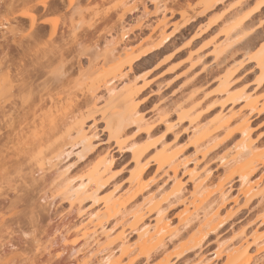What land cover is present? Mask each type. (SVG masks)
Instances as JSON below:
<instances>
[{
    "label": "rangeland",
    "instance_id": "obj_1",
    "mask_svg": "<svg viewBox=\"0 0 264 264\" xmlns=\"http://www.w3.org/2000/svg\"><path fill=\"white\" fill-rule=\"evenodd\" d=\"M7 1L8 0L0 1V23L4 20H8V17L5 15V13L8 12L6 10L7 5L5 6V4L9 3V1ZM60 1L62 3L64 2V5H62ZM60 1L55 0V5H58L57 7H59L60 10L51 11L50 7L48 9V11L53 14L63 13V22L61 21V23L56 26V33L59 37L58 43H62L65 35L70 33L73 29L71 9L66 7L65 0ZM67 1H69L67 2L69 4L73 3V0ZM75 1L76 3L80 2V4H82V9L87 11L82 16L79 13L77 14L76 24L79 26L77 27L76 25V27L79 29V32H86L89 36V40L84 46L83 55L79 54L81 49L77 47L76 54L66 58V67L64 69L67 71L66 75L68 77L65 78L62 74H59L60 70L58 66L55 67V65H59V63L56 62V64L53 65L54 67L50 68L53 72V69L58 70L59 73L57 74L59 78L62 76L63 78L61 77V79L64 81V88L59 95H56V91L53 92V94L58 97L57 100L62 103L61 105L64 106L63 108L66 109L67 112H71L77 107H83L86 101L91 98L93 92L92 83L96 82V80L99 79L104 81L115 78L114 81H117L116 86L121 88L125 78L134 79L138 87L149 88L146 94L140 97L138 101L141 100V102H143L144 99L150 100L141 111L149 124H153L154 128L158 126L161 134L165 132L166 128L164 123H161L162 121L159 120L158 113L166 115L165 118L175 122L177 119L176 110L179 106L185 104L184 102L188 101V99H190L189 97H192V95L194 96V94L195 96H200L204 103L213 107L210 113L215 114V112H218L220 108L215 104V100L218 98L215 94V90L219 85L220 77L235 70L240 64L249 62L245 56V48L247 45L254 43L256 47H259L264 43V32L255 29L247 33L246 37L234 36L227 42L224 30L229 27V25L236 22V18L232 19L231 17V19H227L230 14L232 16L236 13V0H221V3L212 9L206 8L209 0H162L166 8L164 7L161 9V12L157 11L156 2L152 0H141L140 2L138 0H74V2ZM253 1L256 3L258 0ZM126 2H128V5L125 6ZM141 2H145V6H141ZM136 3L139 5L138 10L135 13L128 14L126 10L135 6ZM61 7H63V9H61ZM243 15L244 14H241L239 18ZM81 19L84 21L83 23H80ZM185 19H191L190 24L177 32L175 29H177ZM9 22L11 21L9 20ZM51 32L52 29L49 27L48 34L52 35ZM125 33L128 38L123 36ZM169 34L172 36L171 42L162 49L146 55L140 61L134 63L131 69L127 65L120 66L121 60L127 55H136L149 45H152V43L155 44L159 42V40L161 41L166 38V36L168 37ZM37 35L41 36L42 33L38 32ZM53 39L56 40L57 37H53ZM34 43L39 47L38 42L34 41ZM113 43L117 46L114 55L112 57L110 56V58L102 56L106 44ZM220 44L222 45L220 56L217 55L215 58L214 50L216 46H221ZM54 46L57 47L58 44H54L53 47ZM13 47H15V45H13ZM50 49L52 48L46 50L41 49V51L48 52ZM4 51L5 49L0 48V61L4 63V65L0 67V72L4 75H7L9 72L12 73L11 79L13 80H9L13 81L11 93L14 96L9 102L6 101L4 104H0L1 108L3 107L0 109V166L3 165L5 168L4 170L2 166L4 171H2L1 167L0 170L4 174L8 173L6 175L0 173V178L2 179L0 180V257L2 260H47L50 258V254L47 251L43 250L39 254L35 253V239L38 238L42 241L40 247L43 249L42 246L45 247L49 244L47 236H52V232H54L58 226L62 227L65 225V229L63 228V230L69 227L71 234L77 237L68 240L71 241L68 242L69 246H77L76 244L79 242L78 234H76L78 231L77 226L80 225L82 220L86 219L88 213L100 209L101 205L99 202L94 204V201L85 195L81 198V202L79 201L82 215H85V218L77 219L74 218L73 215L64 218L70 211L68 198L62 195L61 197H55L57 192L55 193L54 186L48 187V179H50L51 175L49 173V175L42 173L35 164L33 165L34 162L31 160L27 161V163L24 162L28 160L25 159V157L29 156L23 152L24 149L25 151L27 150V147L35 149V152L38 151L37 149L43 148V150L40 151L44 154L41 155L45 157L49 154L48 151H51L50 148L52 146L67 142L76 143V141H73V137H68L60 142L55 140L50 147L47 144H43L45 147L46 145L48 147L45 148L41 145V148H36V144H34L35 146L32 145L34 140L28 138L34 130H31V128L34 127H31L29 130L28 128L26 129L28 130V134L27 132L25 134L26 130L19 133L20 128L18 127V122L23 113H21L22 103L20 102V98L16 97L18 95L16 82L19 80L16 73L19 72L20 69L15 59L11 61L2 60L4 59ZM190 55L194 57L193 63L195 67L193 70L189 71L192 64ZM90 62L93 64V69L91 70L88 69L90 67L89 64H91ZM254 67L255 65L251 64L247 72L238 75L235 73L232 77V86L235 88L242 86L254 88L252 85L254 79L253 73L255 71ZM51 70L47 69V71ZM47 71L45 73H48L49 80L56 82L58 78L57 74L54 73L56 74L54 78V74L52 73L50 75ZM3 74L1 75L3 78H10L9 74L8 76H3ZM1 76L0 78H2ZM247 76H250V79L244 82ZM41 78L36 80L32 87L35 90L32 99L34 100L37 98V100L35 99L36 102L39 101L37 97L39 96L38 93L41 92L42 95L46 94L47 90L45 89H52L51 86L55 84H48L46 82L42 84L40 80H43L44 77L41 76ZM198 79L202 82L197 86H193V82ZM14 81H16L15 84ZM24 94H28V91ZM95 95L97 96L98 103L97 111L86 120L85 126L86 130H88L91 135L95 136L92 140L93 148L84 157H79L78 154L81 153L82 147L76 146L71 148V145L68 146L66 148L67 152L73 151V153L61 163L59 168L61 171L67 170V176L74 180V184H79L85 168H87L98 155L107 154L108 156L114 157L117 163L115 170L121 173V178L117 184H120L122 188H127L128 185L125 184L124 181L129 175V170L133 167L131 163V154L116 152L114 143L108 139L105 122L102 120V108L106 105L108 95L104 88L96 91ZM45 99V102L43 104L41 103V105L38 102L40 107L44 106L42 107V110L45 108L44 113H46V110L48 112L49 105H52L48 96H46ZM36 105V109L40 108L38 104ZM240 106L241 103L236 106V109L240 108ZM110 109L112 110L113 108L110 107ZM4 111L5 113L7 111L9 113H6L8 115L5 118L1 114ZM40 111L38 114L40 113L42 115L43 112L41 113ZM11 118L13 120H11ZM36 119L38 120V117ZM26 122H30L33 125L32 120ZM26 122L24 123L27 125ZM29 125H27V127H29ZM262 125H264V115L260 117H257V115L250 116L252 139L257 146L264 150V142H262L264 132H262L261 129ZM135 132L136 129L129 131L128 135L130 138H135ZM142 137L145 138L146 136L144 135ZM190 137L191 129L188 123H184L182 125H177L167 139V142L171 143L176 141L183 147L184 151L182 152L181 160L186 161L185 167L182 166L178 174L179 179L184 182V192L180 196L181 198H172L168 202L163 203V209L165 210L164 215L172 220L174 226L178 224L177 215L185 209L195 190V183L190 179L191 176L188 175V172L198 170L197 172L199 174L202 173L204 175L206 170H211V174L206 181H211L213 184L212 186H215L219 183V180H224L229 175L225 171L226 166L220 160L221 156L234 151L235 142L240 140V136L238 135L233 143L225 150L218 151L216 149L212 152V154L216 152L214 155L203 159L202 154L196 150L195 147L189 145ZM31 140L32 143L30 142ZM23 144H26L27 147ZM30 148H28V150ZM34 151L32 156L35 155L34 157H36V153L39 152L35 153ZM45 153H47V155ZM17 154H19L20 157H18ZM20 159L23 164V166L20 167V169L23 170L21 174L20 172L17 173L15 170V168H17L15 162L17 161L18 163ZM35 166L37 169L34 168ZM31 168L33 170H31ZM30 171L36 176L37 180L34 183L29 181L30 178L28 177L32 175H29ZM162 173L163 172L157 173L156 167H152L149 175L150 186L143 196L140 197L139 203L148 196L153 194L159 195L166 190L169 191L173 184L172 178H168L165 172ZM2 176H7L8 181L7 177L4 178L6 180L3 181ZM33 177L34 176H31V178ZM229 180L226 186L228 192L227 201L222 205L221 200L215 197V203L212 207L214 213L217 210L220 211L221 220L225 221L226 224L216 233L210 235L201 249L180 256L178 253V246H171L170 244L165 255H160V251H156L153 253L151 260L147 261L145 258H141L134 264H159L165 256H170L172 264H197L200 256L206 258L209 261L208 264H225L226 256H222L220 259H217L215 256V252L218 251L219 246L227 248L235 241L237 244L240 239L252 242L256 233L262 236L264 240V167L260 168L253 177V181L258 183L255 191L256 193H260L262 198H254L247 205L246 200L242 196H239L241 183L238 181V177H232ZM114 187V185H108L99 192V195H105L112 191ZM53 193L55 194L53 195ZM51 194L53 197L50 196ZM47 196L52 197V199L58 198L55 208L49 209L48 202L44 201V198ZM237 199L238 201L236 202ZM240 211H242L241 214L238 213ZM231 214L233 215L230 218ZM155 217L156 215L154 213L148 214L146 221L154 223L153 219ZM196 220L193 221V224L199 223V221ZM4 222L5 224H3ZM67 222H70L68 226L66 225ZM110 223L107 226L109 230L112 228L114 233L120 227V222L118 223L116 220H113L112 222L110 221ZM26 232L33 233L32 240H25ZM128 232H130V230H128ZM75 239L78 241H75ZM128 239L135 241L137 235L130 234ZM167 242H169V240H167ZM12 243L14 248H12ZM12 249H15L16 253L13 252ZM61 250L62 248L58 246H55L53 250V252L58 253L57 258L59 260L66 256V254L62 255ZM254 251L255 248L252 252ZM258 258H260L259 262ZM255 260L258 264H264V254L257 256ZM65 262L67 264H76L73 258H65L64 264H66Z\"/></svg>",
    "mask_w": 264,
    "mask_h": 264
},
{
    "label": "bare ground",
    "instance_id": "obj_2",
    "mask_svg": "<svg viewBox=\"0 0 264 264\" xmlns=\"http://www.w3.org/2000/svg\"><path fill=\"white\" fill-rule=\"evenodd\" d=\"M8 1L9 3L5 4V6L7 5L6 10L9 12V6L12 4L13 0ZM138 1L140 2L141 0ZM152 1L156 2L157 11L161 12V9L164 7L166 8V6L163 5L164 0ZM236 1V15L233 14L231 16L230 14V16L227 17V19H231V17L232 19L236 18V22L229 25V27L224 30L227 42L234 36L246 37L247 33L252 32L254 29L264 32V0H258L256 3H254L253 0ZM47 2L50 5L51 11L60 10V8L57 7L58 5H55V0H47ZM63 3L62 5H64ZM138 3L127 9L126 12L128 14L135 13L139 8V5H137ZM220 3L221 0H209L206 8H215ZM76 4L82 9V4H80V2ZM126 5H128V2L125 3V6ZM141 6H145V2H141ZM61 9H63V7H61ZM85 12L87 11L84 9L83 11L78 10L76 16L78 13L82 16ZM241 14L244 15L239 18ZM190 21L191 19H185L175 30L178 32L180 29L188 26ZM78 26L79 25H77V27ZM123 36L128 38L126 33ZM171 37L172 36L169 34V36H166L163 40H159V42L155 44L152 43V45H149L142 51L140 50L141 52L138 54L127 55L121 60L120 66L127 65L131 69L134 63L140 61L146 55L168 45L171 42ZM116 49L117 46H115V43L106 44L102 56L110 58V56L112 57L114 55ZM221 49L222 45L216 46L215 50L213 49L215 58L217 55L220 56ZM245 49V56L249 62L240 64L235 70L220 77L219 85L215 90V94L218 96L215 100V104L220 110L215 112V114L210 113L213 107L204 103L200 96H195L194 94V96L192 95V97H189L190 99L186 101L187 103L184 102L185 104H182L176 110L177 119L175 122L165 118L166 115L158 113L159 120L162 121L161 123H164L166 128L165 132L162 134L158 126L156 125L157 128H154L153 124H149L142 114L141 110L146 107L150 100L144 99L143 102H141V100L138 101L140 97L146 94L149 88L138 87L135 80L128 77L123 80L121 88L116 86L117 81H114L115 78L104 81L99 79L96 80V82L92 83L93 92L91 98L86 101L85 105L83 107H77L71 112H67L66 109L63 108L64 106L61 105L62 103L57 100L58 97L56 96L57 94L59 95L64 88V81L61 77H68L66 75L67 71L64 69L66 67V59L62 64V68L58 67L60 73L56 69H53L54 72L50 69L54 67L53 65H55L56 62L61 65V58L58 55V46L52 47L50 51L48 50L52 62L44 61V63L47 64V69L51 70L47 71L50 75L52 73H59L62 74V76L59 78L57 74L59 79H55V84L51 86L52 89H45L47 92L43 94L44 96L41 92H37L39 101L36 102L37 98H35L36 100L34 99L35 101L32 99V95L35 91L32 87L37 79L32 76H27V78H25L27 86L21 91L20 85L22 81H17L15 78L17 82L14 81V84L15 82L17 83L16 87L18 89V95L16 97L20 98V102L22 103L21 113H23L18 122V127L20 128L19 133L27 128L29 130L31 127H34L31 128V130L34 129L33 133L31 132L32 135L30 134L29 137H26L34 140L33 143L32 140L30 142L32 145L36 144L38 146L34 145L36 148H41L43 144H47L50 147L55 140L60 142L68 137H73V141H76V143L67 142L52 146L50 148L51 151H48L49 154L47 155L48 152L45 153L47 155L45 157L42 151H40L43 150V148L37 149L38 151L36 152L39 153H36L34 151L35 149L26 146L27 143L23 144L27 147V150L25 151L24 149L23 152L29 155L26 157L24 156L25 159H28L24 162L27 163V161L31 160L34 162L33 165L35 164L42 173H49L51 175L50 179H48V187L54 186V191L55 193L57 192V195L53 193L55 197H61L62 195L68 198L70 211L64 218L70 215H73L74 218L77 219L85 218V215H82V209L80 207V200L85 195L92 199L94 204L99 202L101 205L100 209L87 214L86 221L80 220L81 223L77 226L78 231L76 233L78 234L79 240L78 244L75 243L77 246H69L68 242L71 241L68 240L76 237V235L73 236V234H71L69 227V229L63 230L65 225L62 227L58 226V228L52 232V236L48 235L47 240L48 242L51 241V252H53L55 246H58L62 248V255L66 254L65 258L75 259L76 264H134L141 258H145L149 261L156 251H160V255H165L170 244L171 246H178V253L180 256L185 255L201 249L206 239L226 224L225 221L221 220L220 211L217 210L214 213L212 207L215 203V197L221 200L222 205L227 201L228 192L226 186L230 178L238 177V181L241 183L239 196H242L246 200V205L254 198H262L260 193H256L255 191L258 183L253 181V177L260 168L264 167V150L257 146L252 139L250 116L257 115V117H260L264 115V50H262L260 46L256 47L254 43H250ZM190 59L192 60V64L189 71L193 70L195 67L193 55H190ZM251 64L255 65V71L253 73L254 79L252 81L254 88L248 86L235 88L232 86L233 75L235 73L238 75L247 72ZM2 65H4V63L0 61V67ZM89 65L90 67L88 69H93V64L91 63ZM56 66L58 65H55V67ZM41 71H43V69H41ZM8 74L9 73H7V75L3 74V76H8ZM45 74L47 75L48 73ZM56 74H54V78ZM2 78H0V104H4L6 101L9 102L14 96L11 93L13 81H10L13 79H11V77ZM249 79L250 76L245 77L244 82ZM201 82L200 79H198L193 82L192 85L197 86ZM101 88H104L108 95L106 105L102 108V120L105 122L108 139L114 143L116 152L131 154V163L133 167L129 170V175L124 181V183L128 185L127 188H122L120 184H117L121 178V173L115 170L117 163L114 157L108 156L107 154L98 155L96 159L85 168L79 184H74V180L67 176V170L61 171L59 168L61 163L73 153V151L67 152L66 148L68 146L71 145V148L81 146L82 151L78 154L79 157H84L92 150V140L95 136L91 135V133L86 130L85 126L86 120L97 111L98 103L95 92ZM27 91L28 94H24ZM55 91L57 92L56 95L53 94ZM25 95L30 96L31 99L26 101L24 99ZM46 96H48L52 105H49L48 112L46 110V113H44L45 108L42 110L44 106L40 107V105L45 102ZM240 103V108L236 109V106ZM36 104H38L40 108L36 109ZM110 107L113 109L111 110ZM2 108L0 105V109ZM39 111L41 113L43 112L42 115L39 113L40 116L38 114ZM6 113H8V111ZM6 113L5 111L1 113L4 118L9 114ZM37 117L38 120L36 119ZM11 120L13 119L11 118ZM31 120L33 121V125L30 122L28 123L31 125L26 122ZM24 122H26L29 127H27ZM184 123H188L191 129L189 145L195 147L196 150L202 154L203 159L214 155L216 152L213 154L212 152L216 149L218 151L225 150L233 143L238 135L240 136V140L235 142L234 151L221 156L220 160L226 166L225 171L229 175L226 179L219 180V183L215 186H212L213 184L211 181H206L211 174V170H206L204 175L201 173L202 176L197 172L198 170L188 172V175L191 176L190 179L195 183V190L185 209L177 215L178 224L174 226L172 220L164 215L165 210L163 209V203L168 202L172 198H181L180 196L184 192V182L179 179L178 174L180 168L182 166L185 167L186 161L181 160L182 152L184 151L183 147L176 141L169 143L167 139L177 125H182ZM132 129H136L135 138L133 139L128 135L129 131ZM28 130L25 131V134ZM144 135L146 136L145 138L142 137ZM47 145L46 147L43 146L47 148ZM28 148L30 149L28 150ZM33 151L36 153V157H34L35 155L32 156ZM17 155L20 157L19 154ZM20 162L21 159L18 163L17 161L15 162L17 164L15 170L17 173L20 172L21 174L23 170H21L20 167L23 166V164ZM2 166H0L1 169ZM36 166L34 168H36ZM153 166L156 167L157 173L165 172L168 178H172L173 184L169 191L166 190L159 195L153 194L144 198L143 201L139 203L140 197L143 196L150 186L149 175ZM32 168L31 170H33ZM4 170L2 169V171ZM2 171L0 170V173H2ZM30 174H32L31 171L29 172V175ZM31 176L34 177L31 178ZM31 176L28 177L30 178L29 181H31V183L36 182V176L34 174ZM2 177L4 181L6 180L4 178L7 176ZM0 180L2 179L0 178ZM108 185H114L115 187L112 191L100 196L99 192ZM53 195L51 194L50 196L53 197ZM52 197L47 196L44 198V201L48 202L49 209L57 206L58 198L52 199ZM237 201L238 199L236 202ZM151 213L156 215L153 219L154 223L146 221V217ZM238 213L241 214L242 211ZM232 215L233 214L230 215V218ZM196 219L199 223L193 224V221ZM113 220H116L118 223L120 222V227L114 233L113 229L110 228L109 230L107 226L110 221L112 222ZM69 223L70 222H67L66 225L68 226ZM3 224H5V222ZM128 230H130V232H128ZM130 234L137 235V239L135 241L129 240L128 236ZM78 240L75 239V241ZM167 240H169V242H167ZM48 245L42 247L44 251L50 254ZM12 248H14L13 243ZM254 248L256 254L252 252ZM262 254H264V240L262 236L257 235V233L253 237L252 242L240 239L237 244L235 241L227 248L219 246L218 251L215 252L217 259L226 256L225 264H258L255 262V259ZM65 258L61 259V261L64 262ZM259 259L260 258H258V262L260 261ZM0 260H2V258ZM208 262L206 258L200 256L197 264H208ZM159 264H172L170 256H165Z\"/></svg>",
    "mask_w": 264,
    "mask_h": 264
},
{
    "label": "snow or ice",
    "instance_id": "obj_3",
    "mask_svg": "<svg viewBox=\"0 0 264 264\" xmlns=\"http://www.w3.org/2000/svg\"><path fill=\"white\" fill-rule=\"evenodd\" d=\"M67 8L71 9L73 18V29L70 33H67L62 43H58L59 37L56 33V26L61 23L63 13L53 14L48 11L50 5L47 0H13L9 6V12L5 13L8 20H4L0 23V48L5 49L3 55L6 61L16 60L17 66L20 71L16 73L19 80L22 81L20 87L21 91L27 86L25 77L32 76L39 80L40 76L43 75L44 79L40 80V83L54 84L55 82L49 80L48 75L45 74L47 71V64L44 61L52 62L47 51L42 52L41 49L52 48L54 44H58L59 53L61 58V65L58 67L62 68L64 60L69 56H74L77 52V47L81 49L80 55H83L84 46L89 40V36L86 32H79L76 27L77 22V11H83L79 8L74 0L73 3H67ZM9 20L11 22H9ZM84 21L81 19L80 23ZM51 27L52 35L48 34V29ZM41 32L42 35L38 36L37 33ZM79 33V34H78ZM53 37H57L56 40ZM39 43V47L36 43ZM51 42V43H50ZM15 45V47H13ZM261 49L264 50V43L260 45ZM10 67V65H9ZM43 69V71H41ZM12 73L9 72V77ZM24 99L30 100L31 97L25 95ZM262 132H264V125L261 126ZM264 142V137H262ZM33 233L26 232L25 240H32ZM42 241L38 238L35 239V253L39 254L44 249L40 247ZM51 241H49L48 251L50 252V258L47 260H0V264H64L63 261L59 260L58 253L51 252ZM15 252V249H12Z\"/></svg>",
    "mask_w": 264,
    "mask_h": 264
}]
</instances>
